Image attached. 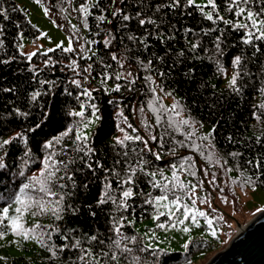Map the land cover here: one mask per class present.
Returning a JSON list of instances; mask_svg holds the SVG:
<instances>
[{"label":"trees","instance_id":"trees-1","mask_svg":"<svg viewBox=\"0 0 264 264\" xmlns=\"http://www.w3.org/2000/svg\"><path fill=\"white\" fill-rule=\"evenodd\" d=\"M40 1L62 14L70 1L79 8L88 0ZM168 2L93 0L85 17L81 50L71 41L72 51L59 47L36 52L29 59L19 50L21 37L35 39L39 32L16 1L0 0V142L11 141L0 149L5 164L0 169V190L6 193L0 198V208L14 200L24 183L41 179L44 160L51 153H56L53 159L75 161L68 170L75 187L73 180L59 181L66 185L61 194L67 193L58 211L62 218L57 220L51 211L40 213L33 204L22 220L25 228L48 226L43 229L44 244L38 242L42 230L25 239L8 229L0 237V264H82L78 258L83 249L93 253L108 250L109 237H115L113 219L119 217H127L122 232L137 237L136 244L129 247L145 246L130 220H146L156 212L153 203L162 192L152 186L153 177L148 173H156L155 181L167 183L175 194L186 196L189 184L179 178L173 181V171L177 177L183 170L193 175L188 152L206 161L208 153L199 145L202 123L211 128L204 141L230 163L238 177L264 191V40L253 37L244 43L247 29L235 27L239 17L235 8L228 11L229 0H215V10L206 6L201 11L197 5H205L188 6L187 0H181L175 9L156 11L158 4ZM241 6L255 12L264 4L252 0ZM209 12L213 13L212 21L206 18ZM125 15L130 19L124 20ZM149 18L155 23L140 24L141 19ZM194 44L198 46L193 48ZM237 56L239 65L234 63ZM124 71L132 77L125 78ZM233 76H237L235 86L231 84ZM153 89L181 108L191 128L174 119L173 109L152 98ZM85 91L91 96L84 95ZM37 92L40 95L33 99ZM81 111L83 117L73 115ZM92 114L98 121L96 127L85 142H77L76 130ZM118 117L138 123L146 140L114 139L120 127ZM48 142H52L51 148L45 147ZM80 147L92 151L85 155L77 151ZM257 160L261 161L259 169L255 168ZM85 161L92 162L94 173L85 167ZM96 161L103 168L97 167ZM126 161L133 166L140 162L132 185L134 195L127 201L130 207L118 211L111 201L98 204L109 180L118 199L129 187L118 188L112 174L114 170L123 176ZM26 193L35 195L32 189ZM169 197L173 198L171 192ZM55 199L48 198L46 203ZM148 200L152 202L145 203ZM93 235L97 240L90 239ZM77 240L80 244L73 247ZM100 240L105 243L100 244ZM65 244L68 247H63ZM188 245L183 251L148 248L136 255L140 264H192L198 257H193L196 251ZM205 245L202 257L214 250L211 243L205 242L202 248ZM120 264L125 261L121 259Z\"/></svg>","mask_w":264,"mask_h":264},{"label":"rangeland","instance_id":"rangeland-1","mask_svg":"<svg viewBox=\"0 0 264 264\" xmlns=\"http://www.w3.org/2000/svg\"><path fill=\"white\" fill-rule=\"evenodd\" d=\"M14 1L26 10L29 22L39 32L35 39L21 37L19 50L23 55L29 57L32 53L49 52V49L59 48L57 47L58 45L66 49L71 45V41L77 43L81 50L86 36L85 17L93 0H88L85 5L79 8H75L70 1L69 5L65 6V12L62 14L56 12L52 6H47L46 8L45 4L40 0ZM194 4L207 5L208 0H195ZM84 8L87 9V12L82 10ZM45 9L48 10L47 14ZM246 22L244 17H239L236 20V24ZM246 31L248 32L249 29ZM124 77L131 78V72L124 71ZM228 80L230 81V78ZM152 98L157 100L159 105H165L169 109H173L175 111L174 119L178 123L186 120L181 108L174 105L171 100L166 99L159 91L157 92L153 89ZM117 113H120V111ZM97 122L95 114H92L84 125L76 130V135L82 133L88 137L92 129L96 127ZM117 122L120 127L114 139L120 140L127 135L133 139L139 136L146 140L143 131H141L143 129L138 123L127 121L121 117H118ZM85 124H87V127H85ZM187 125L191 128L189 123ZM139 129L141 130L138 131ZM210 129V126L202 123L198 131L203 137H208ZM147 130L150 129L148 128ZM209 144L204 139L199 142V145L208 153L206 161L190 154V152L187 153V160L191 165L194 176L191 173L192 177L187 174V170L179 172L178 175V178L183 183L189 184L188 186L190 187L187 188V193L191 191L193 185L196 186L194 196L191 199H189L188 195L182 196V202L188 204L190 208L204 212L205 216L197 215L196 223H193L191 218L179 223L178 220L183 219L181 215L183 209H181V213H177V216L172 221H169L168 209L158 208L154 200L153 207L156 212L149 219L141 221L130 220L141 242L150 249L177 252L186 250L189 246L188 244H192L193 249L196 251L193 257H198L192 264H205L227 245L236 234L238 224L241 226L245 225L255 215L264 210V191L247 182L245 177H238L231 168L230 163L212 149ZM168 173L171 175L172 170ZM176 195L179 194L176 193ZM169 200H171L170 197ZM193 200H195L194 204ZM160 211L165 212V215L160 216L159 220H157L155 217ZM208 219L213 221L211 226L207 223ZM159 223H165L166 225L175 223V227L168 226L161 229L157 227ZM185 228L188 229L187 232L184 231ZM205 242L214 245V250L202 257L205 254L206 245L202 248ZM17 255L19 254L17 253Z\"/></svg>","mask_w":264,"mask_h":264},{"label":"snow or ice","instance_id":"snow-or-ice-1","mask_svg":"<svg viewBox=\"0 0 264 264\" xmlns=\"http://www.w3.org/2000/svg\"><path fill=\"white\" fill-rule=\"evenodd\" d=\"M195 0H187V5L191 6L193 5ZM257 3L264 4V0H256ZM252 3V0H229L228 2V11H232L234 8L236 9L235 15L237 17H244L246 19V23L242 24H236L235 27L237 28H244L249 29L247 32V38L244 40V43H250L255 37L256 40H264V6L260 7L257 11L247 10L245 7H242L241 5H249ZM181 4V0H169L167 4L164 5H157L156 11L159 12L161 8L167 7L175 9L176 7H179ZM210 6L212 9H216L217 5L215 3V0H208V5L200 6L197 5L198 8L203 11V7ZM83 11L87 12V9H82ZM47 9H45V13L47 14ZM246 13V16H245ZM115 14V13H114ZM137 16H140V13L138 12L136 14ZM7 18V17H5ZM206 18L209 21L213 20V13L209 12L206 14ZM101 20L104 19L103 16L100 17ZM124 20H129L130 17L128 15H125L123 17ZM217 19L222 20L223 17H219L217 15ZM155 23L151 18H149L147 21L141 19L140 24L143 25L145 23ZM228 23H231L230 21ZM220 37H217V43L216 47L217 50H219V41ZM198 45H193V48H196ZM57 47H60L59 45ZM65 51H72L71 45L67 49H64ZM49 51H52V49H49ZM257 51H259V48H257ZM31 55H35V53H32ZM31 55L29 56V59H31ZM115 59V56L113 57ZM7 61H5L6 63ZM234 63L236 65H239L240 63V57L237 56L235 58ZM43 83V82H42ZM74 83L79 84L78 81H74ZM237 83V76H233L231 84L235 86ZM5 91H11V89H5ZM84 95L91 96V92L85 91L83 93ZM40 93H35L33 95V99H36L37 96H39ZM175 108V106H174ZM73 115L83 117L84 112H76L73 113ZM184 124H188V120L183 121ZM39 127V125H37ZM85 127H87V124H85ZM68 131H71L69 129ZM68 131L63 133L64 136L68 135ZM19 135V134H18ZM210 135V134H209ZM125 140L133 139L132 137H129L125 135ZM136 140H141V137L137 136L135 137ZM153 140H155V137H152ZM201 139H208L207 136L202 137ZM87 140V137L83 135L82 133H79L76 135V141L77 142H85ZM56 142L59 143V138H56ZM11 141L8 139L3 140L0 142V149L4 148L5 145L10 144ZM119 143H123V141H119ZM145 145H147V141H144ZM45 147L51 148L52 142H48ZM77 151L85 152V155L88 154V152H91V149H87L85 151V147H80L77 149ZM67 152H65V155ZM56 155V153H51L49 156H47L44 160V167L43 171L41 172V179H32L28 183H24L23 186L20 188L19 194L15 195L14 200L7 201L5 203V206L0 208V237L4 236L6 234V231L10 229L13 233H15L17 236H23L25 239L29 238L30 234H35L37 230H42L41 235L38 237V242L41 244H44L43 240V229H46L48 226H41L40 224H36L32 228H25L24 224L22 223V220L24 218V215L26 212H29L33 204L36 205V207L39 209L40 213H44L46 211H51L55 216L56 219L59 220L62 217L58 214V211L60 210V204L64 200V195H67L65 193L64 195L61 194L62 190L66 188V185L63 183H59V181L64 180L67 178L68 180H73V176L68 174L69 165L75 163L73 160L64 161V160H57L53 159V157ZM235 155V154H233ZM125 156H127V153H125ZM159 158V156H157ZM83 160V157H81ZM4 157H0V169H3L5 167V164L3 163ZM97 167L103 168V165L100 164L99 161L95 162ZM116 164H120V161L117 160L115 162ZM126 163V169L125 174L123 176H120L119 173H116L113 170V175L116 176L117 180V187L123 188L124 185H129V187L125 188L121 192V198H117L116 190L112 188V182L109 180L105 185V191L101 198L98 200V204H106L109 201L113 205L116 206V209L127 211L130 207L127 201L133 197V187L132 185L135 183V177L137 175V167L140 166V162H138L137 166H133L129 162ZM249 164H252V161H249ZM85 167H87L89 170H92L93 173L95 172V169H93L92 162L85 161ZM175 168V166H173ZM183 167V165H182ZM261 167V161L257 160L255 162V168L259 169ZM108 169H105V172H108ZM141 171H143L141 167ZM148 175H151L153 177V183L152 186L154 188H160L162 194L155 197V203L157 207H163L165 209H168V220L172 221L176 216L177 213H181V209H183V212L181 215L183 216V219L178 220L179 223H183L185 220H188L191 218L193 223H196V216H205L206 214L202 211H198L195 208H190L188 204L182 202V198L179 195H176L173 189H170L167 183L161 184L160 181H155L156 173H148ZM194 175V173H193ZM173 181H178V177L176 175V172L173 171L172 176ZM39 185V187H36ZM181 188L184 187L183 184L179 185ZM73 187H75V181L73 180ZM84 187H87V185H84ZM175 187V185L173 186ZM196 186L193 185L192 189L189 193H187L189 199H191L194 196ZM32 189L35 192V195H27L26 190ZM172 193V199L169 200V193ZM6 193L3 190H0V198H2ZM151 196V194H149ZM51 197H57L54 201H48V198ZM151 200L145 201V203H151ZM165 202V203H162ZM195 203V200H193V204ZM13 204L17 205L13 207ZM52 204H55V207H52ZM10 211L14 212V215H10ZM93 216L95 215V212L91 213ZM32 215H36L35 212L32 213ZM165 212L160 211L158 212V215L155 217V219L159 220L160 216H164ZM127 217H119L113 219V231L115 233V237H109V243L106 245L107 251L101 250L98 253H93L91 249H83L81 256L78 258L82 264L83 262H87V264H120L121 259L125 261V264H140V257L136 255V252H146L148 251L147 246H141L138 249H133L132 247H129V244H136L137 237L135 235L133 236H127L122 232V228L124 227L123 221L126 220ZM7 222V223H6ZM207 223L209 226L212 225L213 221L211 219L207 220ZM175 227V223L171 225H166L165 223H159L157 227L164 229L165 227ZM184 231H188L187 228L184 229ZM213 234H215L213 232ZM50 238V233H49ZM67 239V237H65ZM91 240L95 241L97 240V237L95 235L90 237ZM100 244H104V240L99 241ZM80 244V241L77 240L75 245L73 247H76ZM123 245V246H122ZM187 246V245H186ZM63 247H68L67 244H65ZM61 251L63 248L60 249ZM55 251L52 252V255H55Z\"/></svg>","mask_w":264,"mask_h":264},{"label":"water","instance_id":"water-1","mask_svg":"<svg viewBox=\"0 0 264 264\" xmlns=\"http://www.w3.org/2000/svg\"><path fill=\"white\" fill-rule=\"evenodd\" d=\"M205 264H264V210L255 215Z\"/></svg>","mask_w":264,"mask_h":264},{"label":"bare ground","instance_id":"bare-ground-1","mask_svg":"<svg viewBox=\"0 0 264 264\" xmlns=\"http://www.w3.org/2000/svg\"><path fill=\"white\" fill-rule=\"evenodd\" d=\"M244 226V225H243ZM241 228L238 227V230H240Z\"/></svg>","mask_w":264,"mask_h":264},{"label":"clouds","instance_id":"clouds-1","mask_svg":"<svg viewBox=\"0 0 264 264\" xmlns=\"http://www.w3.org/2000/svg\"><path fill=\"white\" fill-rule=\"evenodd\" d=\"M228 244V243H227Z\"/></svg>","mask_w":264,"mask_h":264}]
</instances>
